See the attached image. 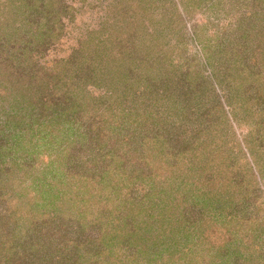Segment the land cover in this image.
<instances>
[{
    "label": "rangeland",
    "instance_id": "1",
    "mask_svg": "<svg viewBox=\"0 0 264 264\" xmlns=\"http://www.w3.org/2000/svg\"><path fill=\"white\" fill-rule=\"evenodd\" d=\"M0 264H264V0H0Z\"/></svg>",
    "mask_w": 264,
    "mask_h": 264
}]
</instances>
